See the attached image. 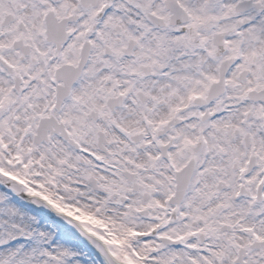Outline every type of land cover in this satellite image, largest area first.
<instances>
[{"label": "snow or ice", "instance_id": "snow-or-ice-1", "mask_svg": "<svg viewBox=\"0 0 264 264\" xmlns=\"http://www.w3.org/2000/svg\"><path fill=\"white\" fill-rule=\"evenodd\" d=\"M0 264H264V0H0Z\"/></svg>", "mask_w": 264, "mask_h": 264}]
</instances>
